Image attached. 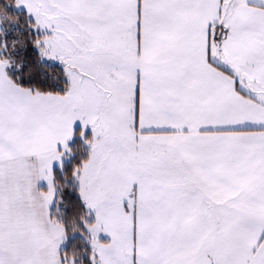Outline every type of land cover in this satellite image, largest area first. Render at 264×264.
<instances>
[{
    "label": "snow or ice",
    "instance_id": "obj_1",
    "mask_svg": "<svg viewBox=\"0 0 264 264\" xmlns=\"http://www.w3.org/2000/svg\"><path fill=\"white\" fill-rule=\"evenodd\" d=\"M0 264H264V0H0Z\"/></svg>",
    "mask_w": 264,
    "mask_h": 264
}]
</instances>
